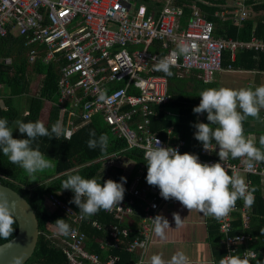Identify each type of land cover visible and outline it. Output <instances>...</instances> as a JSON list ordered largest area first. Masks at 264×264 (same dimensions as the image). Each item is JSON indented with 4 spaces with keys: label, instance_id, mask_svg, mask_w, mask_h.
<instances>
[{
    "label": "built area",
    "instance_id": "2783aa9c",
    "mask_svg": "<svg viewBox=\"0 0 264 264\" xmlns=\"http://www.w3.org/2000/svg\"><path fill=\"white\" fill-rule=\"evenodd\" d=\"M166 1L156 18L148 13L145 5L134 7L130 0H0V34L11 31L14 35L24 36L31 62L38 57H43L45 62L66 61L58 86L60 102L69 103L68 112L71 115L85 121H89L93 115H102L113 133L124 137L129 147L144 150L149 141L157 138L162 145L178 148L180 153H184V139L170 143L150 126L156 115L154 106L171 100L168 79L154 73L155 63L169 56L180 42H196L198 49L181 56L175 66L182 69V75L184 71L199 69V76L211 81L214 74L222 69V58L227 49L244 47L264 50V41L255 37L244 42L216 37L215 23L198 9L197 0H192L190 4L195 9L186 28L178 29L183 8L174 4V0ZM248 1H235V21L247 17ZM154 41H159L161 49L167 50L164 55L160 56L149 49L148 46ZM5 62L10 63L11 59L6 58ZM120 81L125 82L121 87L109 89L111 84ZM132 88L138 92H131ZM101 94L107 97L106 101L100 99ZM215 147L211 144L209 150H205L202 145L201 153L208 155ZM197 155L202 163L219 162V158L204 159ZM123 160L122 156L112 155L105 164L108 167L123 165ZM224 163L230 175L231 169L239 171L249 189H252V174L260 175L264 182V163L256 165L251 171H246L242 163L236 164L229 159ZM61 191L68 198L67 192ZM129 191L146 202L143 213L134 208L132 196L123 199L111 212H115L119 218L140 216L144 225L143 238L148 240L153 223L151 218L155 217L153 213L166 200L160 196L158 187L141 182V177H137ZM49 202L72 219L70 235L57 234L72 264H116L117 257L110 256L102 263L98 254L87 250V235L81 229L84 219L75 205L55 196H50ZM251 211L250 205H236L225 218L218 220L225 255L232 253L242 258L246 255L250 261L257 257L258 251L252 247L254 236L237 232L235 225V212L241 214L244 228L249 224ZM92 225L99 229L103 227L98 220H93ZM111 227L114 246H119L128 230L118 225ZM143 238L134 239L128 250L134 251L144 246Z\"/></svg>",
    "mask_w": 264,
    "mask_h": 264
},
{
    "label": "trees",
    "instance_id": "16d2710c",
    "mask_svg": "<svg viewBox=\"0 0 264 264\" xmlns=\"http://www.w3.org/2000/svg\"><path fill=\"white\" fill-rule=\"evenodd\" d=\"M249 0L253 9L262 10L263 14L256 18H248L244 20L243 25L238 27L230 23V21L221 22L216 16L215 11L218 7L207 5L202 2H198L201 8L207 13L206 16L219 23L215 32L217 34L228 35L235 39L248 40L254 33L257 37L264 41V0ZM178 4H188L191 0H177ZM192 11L189 7H184V18L182 20L185 23L191 16ZM25 37L22 35H14L11 31H8L5 35L0 34V95L3 97V103L0 101V118H7L10 125L15 120H21L24 122L41 120V114L43 113V104L45 100L51 101V116L48 121H42L46 127L50 128L52 124L59 121L60 107L56 105L60 96L58 80L61 76L62 66L66 63L64 59L60 61H43L42 57H38L36 61L31 65L28 62L27 50L24 45ZM151 51L158 52L160 56L164 55L167 50L161 49L159 41H154L150 46ZM256 53L254 51H241L238 53L235 61L230 60V52H226L223 57V65L227 66L231 63L235 67L245 68H259L264 69V53H259L255 58ZM11 58L10 63H6L5 59ZM171 71L174 73L171 77L165 76L161 71H157L154 68L155 74H161L168 79V90L172 95V100L166 105H174L180 107L181 117L180 121L173 125L172 129V142L178 139H184L186 144L183 146L182 151L192 152L200 154L204 159L219 158V148L212 149L210 154H202V143L194 138L196 129L192 127L194 123L200 121L199 114L193 112V108L198 106L200 102L199 94L205 88H213L211 83H205L202 77H199L200 70L193 69L190 73L182 75V69L178 66L172 67ZM33 74L37 76L43 74L42 85L34 92H29V85L32 83ZM123 83L115 82L109 86V89L121 87ZM132 92L137 93L136 88L131 89ZM162 106H156L159 119H152L151 129L157 131L158 134L167 141L166 129L171 125V121H168L163 117L164 111L161 110ZM164 107V106H163ZM167 107V106H166ZM25 111L28 113L25 114ZM207 113H205V118ZM206 119H202L200 122L207 123ZM62 121V120H61ZM62 124L67 126V119L62 121ZM78 127L70 135V139H48L47 137H40L36 141L39 144L40 150L52 160L53 167L37 173L35 177L28 176L25 171L18 165L9 162L8 157L4 156L0 152V182L6 184L20 194H22L28 202L33 206L36 211L39 220V239L32 256L24 264H72L67 255L63 251L64 245L59 237L55 236L56 228L53 224L58 218H63L71 226H73L72 219L68 218L61 211L59 207H54L48 201L50 196H55L67 203L71 200L61 194V184L71 174H80L84 178H96L98 181H106L112 179L116 182L121 181V177L124 172V167L127 161H133L138 167L142 168L141 182H146L147 166L144 160V150L139 147H129L128 142L124 137H118L112 131L111 126L100 114L93 115L89 121H85L82 118H78ZM96 132L98 138L101 134H105L108 137L109 143L106 151L101 152L99 147L96 149H89L88 140L90 131ZM244 131L247 136L246 122H244ZM14 138L21 137L18 131H14ZM264 135V134H261ZM259 135L258 137H260ZM213 145L215 141L212 142ZM259 144V139H258ZM112 155L123 157V165L107 166L105 162ZM230 161L238 164L240 160L231 159ZM137 173V172H136ZM133 174H131L132 176ZM136 175V174H135ZM134 175V176H135ZM130 176V177H131ZM133 177V176H132ZM132 177L126 181V192L124 199L134 197L130 192L128 193L127 187L130 185ZM252 181V189L254 188L253 203L251 206V218L249 224L242 228L243 220L241 214L235 212L236 217L235 225L237 232H247L254 236L255 241L252 244L255 250L258 251L256 258L250 261V264H257L258 259L264 261V182L261 180V176L258 174L250 175ZM134 208L143 213V208L146 202L143 199L134 197ZM72 204V203H71ZM245 205L243 199L236 202V205ZM75 205V204H72ZM76 206V205H75ZM94 219L99 220L101 223L109 225L115 222L113 215L108 214L104 210H100L95 215L83 220L81 229L85 231L88 236L89 246L88 248L100 253L101 258L105 260V252L100 250L98 244H93V237L102 235L103 230H99L91 225ZM116 223V222H115ZM214 234L217 235L218 242L220 240L221 233L219 231L218 220L214 222ZM50 225V228L47 226ZM13 227L15 232L8 238H0V244L11 239L17 233L18 223L16 222ZM133 231V230H132ZM135 231V228H134ZM135 232L131 233L130 239H133ZM102 251V252H101ZM114 253L120 254L122 258L121 264L130 263V253L122 251H114ZM224 254V251H223ZM120 264V263H119Z\"/></svg>",
    "mask_w": 264,
    "mask_h": 264
},
{
    "label": "clouds",
    "instance_id": "9594fccd",
    "mask_svg": "<svg viewBox=\"0 0 264 264\" xmlns=\"http://www.w3.org/2000/svg\"><path fill=\"white\" fill-rule=\"evenodd\" d=\"M198 49L196 42H180L167 57L160 58L154 65L155 70L161 71L167 77L181 56L194 53ZM200 102L193 108L195 114L207 113L208 123L197 121L192 125L196 129L194 138L201 142L205 150L215 141L218 146L219 162L202 163L197 154L180 153L178 148L166 147L157 138L149 141L144 149V160L147 166L146 182L150 186L159 188L160 196L174 199L183 207L198 211L216 220L225 218L236 206V202L243 199L245 204L253 203L255 189H249L245 179L236 169H229L225 161L229 158L238 159L246 171H251L256 165L264 163V135L259 137L257 145L245 135L244 122L254 118L264 123L260 112L264 109V84L251 87L233 89L229 87L205 88L199 94ZM100 99L107 97L101 94ZM13 128L7 118H0V152L8 157L10 163L21 167L28 176L35 177L37 173L53 167L52 160L40 150L36 141L40 137L48 139H70L69 130L61 121H56L50 128L40 121L15 120ZM14 131L21 137L14 138ZM87 142L89 149L99 147L101 152L108 147V137L90 131ZM126 178L121 182L112 179L98 181L96 178H84L80 174H71L62 181V190H71L74 195L69 203L79 208L81 218H89L100 210L111 211L124 199ZM15 202L10 201L7 194L0 191V238L8 239L14 232L13 225L17 222ZM154 223L155 234L165 237V229L169 228L168 220L162 215L151 218ZM176 228L183 225V218L179 213H173ZM58 234L70 235L71 226L63 218L53 223ZM264 234V231L261 232ZM13 264H22V258H14ZM139 264H146L141 258ZM147 264H192L190 258L182 251L174 253L170 259H165L162 253H153ZM218 264H250L245 255L229 253L220 258ZM257 264H264L259 260Z\"/></svg>",
    "mask_w": 264,
    "mask_h": 264
},
{
    "label": "crops",
    "instance_id": "0c3cea01",
    "mask_svg": "<svg viewBox=\"0 0 264 264\" xmlns=\"http://www.w3.org/2000/svg\"><path fill=\"white\" fill-rule=\"evenodd\" d=\"M130 1L134 7H138L139 5H145L148 9V13L153 14L156 18L159 17L162 9L167 4L166 0H130ZM235 1L236 0H197V5H198V9L205 15L207 13L201 8V6L198 4V2H202V3L207 4V5H212V6L218 7L214 13L215 16L223 23L225 21H230L231 24L236 25L238 27H241L243 25L244 20H246L248 18H256V17H259L263 14L262 10L257 11L255 9H253L252 6H250L248 8L249 13H248L247 17L244 20L235 21L233 19L234 15H235V13H233V11H234V9L237 8ZM256 1H258V0H256ZM191 2H192V0H191ZM191 2L188 4H186V3L178 4L177 0L173 1L174 4L180 5L183 8V12L180 15L179 20H178V29L186 28L191 16L193 15V11L195 8H193L192 5H190ZM249 5H251V4H249ZM185 6H187L191 9L192 14L188 18V20L185 23H183L182 20L184 18L183 16H184V7ZM212 21L215 23V26L217 28L219 23L215 22L214 20H212ZM219 27H220V25H219ZM216 28H215V30H216ZM215 36L218 38L233 39V40H236L239 42L251 41L254 37L257 39H260L254 33L252 34L251 38L248 40L235 39V38L230 37L228 35L217 34V32H215ZM260 40H262V39H260ZM150 46L151 45L148 46L149 49H150ZM241 51H254L256 53L255 58L258 57L259 53H264V50H262V49L238 47L235 50L227 49L224 52L223 57L226 54V52H230V60L235 61L238 53ZM27 52H28V50H27ZM26 55L28 58V53H26ZM42 59H43V57H42ZM28 62L31 64V67H32V64H34V63L31 62L29 60V58H28ZM192 70L193 69H191L188 72L184 71L183 74L186 75V74L190 73ZM196 70L199 71V69H196ZM39 75L41 76V81H40L41 83L39 85L41 87L42 80H43L44 76H43V74H39ZM198 75H199V73H198ZM33 79L34 78H32V81H33ZM203 81L205 83H211L213 88L230 86L231 88H234V89L247 88V87H251L254 89L256 86L264 84V69L252 68V67L251 68L235 67L231 63H229L227 66H224L223 65V58H222V69H220L219 71H217L214 74V77L211 81H205V80H203ZM58 82H59V80H58ZM120 82L123 84L125 83L124 81H120ZM1 87L2 86L0 85V89H1ZM29 87L31 90L29 92L32 93V92L36 91V88H33L32 83L29 85ZM60 99L61 98L59 96L58 102L56 103V105H58L60 107L59 121H61V120L63 121L64 119H67L66 128L69 130L70 135H71L78 127L77 124H78V118L79 117L71 115L70 112H68V108L70 107L69 103L62 104V102H60ZM171 100H172V95H171ZM171 100L168 103H170ZM0 101L2 104L3 103V97L1 95H0ZM46 102H48V100H45L44 104H43V110L44 111L41 114V120L42 121H43V116H45L44 112H45V107L47 106ZM52 103L53 102H51L50 109H48V111H47L48 113H47L46 121H48L50 119ZM168 103L157 104L154 107H156L158 105L162 106L161 110L163 109V111H164L163 117L165 119H167L168 121H171V125L169 127H167V129H166V132H167L166 138H167L168 142L174 143V142H172V140H173L172 139V129H173V125L180 121L181 112H180V107L174 106V105H166ZM26 113H28V111H25V114ZM199 115H200L199 116L200 121H202V119H206L205 121L208 123L207 118H205V113L199 114ZM160 116L158 114V110H156V115H154L152 119H159ZM260 116L262 118H264V109L261 110ZM245 122H246L247 137L252 139L258 145V139H259L258 136L261 134H264V123H261L258 120L251 118V117H249ZM178 140H176L175 142H177ZM141 171H142V168L138 167L135 162L129 161V160L127 161V163L124 167V172H123L122 177L126 178V181H127L128 179H130L133 176L132 180L130 182V185L127 187L128 193L130 192L129 189L133 186V183L136 181L137 177H140ZM131 174H133V175L131 176ZM125 185L126 184H124V187H126ZM65 191L67 193L70 192L69 190H65ZM75 208L79 211V208L77 206H75ZM106 212L108 214L113 215L114 219L116 220L115 221L116 223L112 222L109 225H106V224L101 223L98 220L103 226L100 229L93 226L91 223V225L93 227L104 231L102 233V235H99L96 237L94 236L92 243L98 244L100 250L105 252V255H106L105 260H107L110 256L117 257L116 258V264H119V263L121 264V262H122L121 255L114 253V251H117V250L130 253V260L129 261L131 264H139V261L141 260V258H143L147 264L148 258L153 253H162L165 259H170V257L174 253H176L177 251H182L190 258V260L192 261V264H218L220 258L225 255V249L221 243L222 236H220V240L218 242L217 235L214 234L215 219L212 217L205 216L198 211L189 212V210L186 209L185 207H183L180 202H178L174 199L166 200L164 203H162L160 208L156 212L153 213V214H155V216L156 215H162L169 222V228L165 229V237L164 238H161L155 234L154 223H152L151 229L149 231L148 240H145V238H143L144 237V234H143L144 225L141 224L142 221H141L140 216H133L131 219L126 218V217L125 218H119L115 212H111V211H106ZM173 213H179L181 218H183L182 227L176 228L175 221L173 219ZM94 220H97V219H94ZM112 225H118L121 228L128 230L127 235H125V237H122L123 242L119 246H114V241H113V238L111 235V229H112L111 226ZM81 226H82V224H81ZM134 228H135V231H134ZM130 231H131V233L135 232L133 235V239L129 238ZM136 238L137 239L143 238L145 240L144 246L138 247L134 251L133 250L129 251L128 250L129 244ZM88 246H89V240H88V236H87V241H86L87 250L90 253L98 254L102 263L105 262V260H103L101 258L100 253L89 249ZM223 251H224V254H223Z\"/></svg>",
    "mask_w": 264,
    "mask_h": 264
},
{
    "label": "water",
    "instance_id": "95a60500",
    "mask_svg": "<svg viewBox=\"0 0 264 264\" xmlns=\"http://www.w3.org/2000/svg\"><path fill=\"white\" fill-rule=\"evenodd\" d=\"M0 191L15 202L18 229L15 236L0 244V264H13L14 258H22L24 264L34 253L39 239V220L33 206L14 188L0 182Z\"/></svg>",
    "mask_w": 264,
    "mask_h": 264
},
{
    "label": "rangeland",
    "instance_id": "374dc122",
    "mask_svg": "<svg viewBox=\"0 0 264 264\" xmlns=\"http://www.w3.org/2000/svg\"><path fill=\"white\" fill-rule=\"evenodd\" d=\"M30 66V69L32 68L31 67V65H29ZM33 77H34V79H33V81H32V84H33V88H36V90L40 87L39 85H40V81H41V76L40 75H36V74H33ZM229 88H231L230 86H228ZM234 89V88H233ZM47 103V106L45 107V116H43V120L44 121H46V117H47V111H48V109H50V106H51V102L50 101H48V102H46ZM69 191H71V190H69ZM73 195H74V193L71 191V192H69V193H67V196H68V198H70L71 200H72V198H73ZM48 201H49V199H48ZM49 228H50V225H47ZM52 230H55L54 232H55V236H57V234H58V232H57V229L56 228H52Z\"/></svg>",
    "mask_w": 264,
    "mask_h": 264
}]
</instances>
